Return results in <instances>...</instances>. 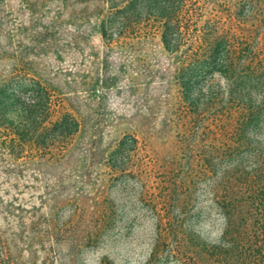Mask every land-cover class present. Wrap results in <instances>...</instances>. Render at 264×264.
<instances>
[{"label":"rangeland","instance_id":"1","mask_svg":"<svg viewBox=\"0 0 264 264\" xmlns=\"http://www.w3.org/2000/svg\"><path fill=\"white\" fill-rule=\"evenodd\" d=\"M112 6L111 0H0V74L18 72L22 81L11 92L24 103L51 100L58 110L53 118L68 113L78 126L62 156H3L0 246L6 258L0 253V264H99L105 258L182 264L174 251L151 258L158 215L143 188L144 156L175 169L172 123L182 54H168L149 22L129 37L103 36L101 22L107 9L116 12ZM110 158L117 173L108 178ZM197 192L183 216L185 228L195 242H216L223 217L201 188ZM112 212L115 225L87 245L81 238L92 215L105 220Z\"/></svg>","mask_w":264,"mask_h":264},{"label":"trees","instance_id":"2","mask_svg":"<svg viewBox=\"0 0 264 264\" xmlns=\"http://www.w3.org/2000/svg\"><path fill=\"white\" fill-rule=\"evenodd\" d=\"M111 1L118 12L107 9L103 36L129 37L149 22L168 54H182L172 123L175 169L144 156L143 188L158 215L151 258L166 250L180 254L182 264H264V0ZM18 77L0 74V163L3 156H62L78 126L68 113L53 118L58 110L49 99L17 98L11 88L22 85ZM111 161L108 178L117 173ZM198 188L223 217L216 242H195L185 228ZM91 218L81 239L96 245L116 218L113 212ZM183 244L197 250L181 252ZM0 253L5 259L3 246Z\"/></svg>","mask_w":264,"mask_h":264}]
</instances>
